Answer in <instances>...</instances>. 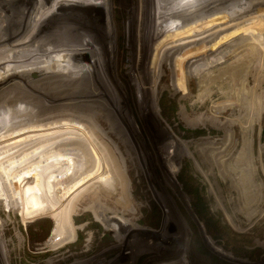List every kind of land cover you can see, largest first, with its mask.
I'll use <instances>...</instances> for the list:
<instances>
[{
	"label": "rangeland",
	"instance_id": "374dc122",
	"mask_svg": "<svg viewBox=\"0 0 264 264\" xmlns=\"http://www.w3.org/2000/svg\"><path fill=\"white\" fill-rule=\"evenodd\" d=\"M12 1L18 32L0 33V264H264V110L249 122L246 104L256 93L264 107V46L181 78L261 33L264 0ZM193 46L206 52L178 62ZM246 59L243 102L228 75L200 98L209 76ZM51 65L67 75L33 81ZM74 136L90 170L69 164ZM239 171L253 176L251 206ZM53 209L74 230L54 247Z\"/></svg>",
	"mask_w": 264,
	"mask_h": 264
},
{
	"label": "bare ground",
	"instance_id": "6f19581e",
	"mask_svg": "<svg viewBox=\"0 0 264 264\" xmlns=\"http://www.w3.org/2000/svg\"><path fill=\"white\" fill-rule=\"evenodd\" d=\"M195 1H197V0H195ZM162 4V3H161ZM0 7H4V8H6V15H7V18H8V20L6 19V17H5V12H4V9L2 8V9H0V19H1V17H2V11H3V13H4V18H2V20H0V33H2V31H4L3 33H5L6 32V30H4L5 28L4 27H6L7 29H8V33L9 34H13V33H17L18 32V27H19V24H18V6H17V4H14V2L12 1V0H0ZM158 8V7H157ZM217 8V7H216ZM156 9V8H155ZM158 10H160V8H158ZM164 13V12H163ZM207 14V13H206ZM159 16L160 17V12H157V10H155L154 11V18H157L156 16ZM194 15V14H193ZM209 16V15H208ZM158 17V18H159ZM192 17V16H191ZM183 18V17H182ZM186 18V17H185ZM190 18V17H189ZM6 19V20H5ZM159 19H161V18H159ZM205 19V18H204ZM222 19V18H221ZM163 20H164V18H163ZM178 20V19H177ZM190 20V19H189ZM216 21L218 20V19H215ZM225 20V19H224ZM155 21H156V19H155ZM180 21V20H179ZM183 21V20H182ZM234 21V20H233ZM232 21V22H233ZM157 22V21H156ZM165 22V21H164ZM187 22H188V20H187ZM226 22V21H225ZM167 23V22H166ZM165 23V24H166ZM218 23V22H217ZM223 23V22H222ZM235 23V22H234ZM161 24H163V23H161ZM160 24V22L158 21V23H157V25H156V28L158 27V25H161ZM173 24V23H172ZM197 24V23H196ZM229 24H231V23H229ZM191 25V24H190ZM162 26V25H161ZM161 26H159V27H161ZM195 26V25H194ZM221 26V25H220ZM159 27H158V30H159ZM213 27V26H212ZM217 27V26H216ZM3 28V29H2ZM162 29V28H161ZM214 29V28H213ZM218 29V28H217ZM154 30V29H153ZM158 30H157V32H158ZM212 30V29H211ZM224 30V29H223ZM209 31V30H208ZM222 31V30H221ZM154 32H155V30H154ZM212 32V31H211ZM261 32V31H260ZM212 35V34H211ZM206 36V35H205ZM205 36H203V37H205ZM208 36V35H207ZM206 36V37H207ZM155 37V36H154ZM198 40V39H197ZM196 40V41H197ZM2 41V40H1ZM195 41V40H194ZM3 42V41H2ZM190 43H192V42H190ZM201 43V42H200ZM198 44V43H197ZM202 44V43H201ZM207 44V43H206ZM1 45V44H0ZM161 45H163V44H161ZM246 45H250V47L249 48H252V50H254L255 52H256V50H257V47H261V46H264V30L261 32V33H259L258 35H255L254 37H251L249 40H246V41H244L243 43H241L240 45H236V44H233V45H229V46H226L225 48H223V49H221L220 51H217L216 53H213L212 55H210L209 57L208 56H206V57H204L203 59H198L197 61H192V63L188 66L187 64V67H182L183 69H184V71L182 72L181 70V78L182 77H185L187 74L188 75H196V74H200L201 72H205V71H207V70H209V69H211V68H213V67H215L216 65H218V64H220L219 62L220 61H222L221 63H223V62H225L226 60H228V58H230V56H232L233 54L235 55V53L239 50V48H241V47H243V46H246ZM1 47V46H0ZM2 47H4V46H2ZM201 47V46H200ZM6 48V47H5ZM193 48H195V46H193V47H189L188 49H185L184 51H183V49H182V52H181V54L180 55H178L177 57V59H179V57H183L184 55H188V54H190V53H193V54H198V53H201V52H206V51H200V52H198V49H201V48H203V47H201V48H197V50L195 49H193ZM245 48V47H244ZM4 49V48H3ZM2 48H0V55H2V50H3ZM192 49V50H191ZM189 51V52H186V51ZM203 50H205V49H203ZM258 51V50H257ZM202 55V54H201ZM233 55V56H234ZM255 55V54H254ZM189 56V55H188ZM187 56V57H188ZM198 56V55H197ZM185 57V56H184ZM184 57L182 58V59H179V60H177L178 62H182V60H184ZM186 57V58H187ZM195 57V56H194ZM176 59V58H175ZM252 60V59H251ZM254 60V59H253ZM189 62V61H188ZM247 59L246 60H244V61H242V62H239L238 64H236V65H233V66H231V67H229V68H226V69H223V70H220L217 74H215V75H211V76H209V78L206 80V88L204 89V91L202 92V93H200V98H202V100H204L205 99V96H206V94H207V92L209 93V92H211V89H210V86L212 85V84H216L217 82H220V81H223L224 79H225V77L228 75L229 76V78H230V80L232 81V83L234 84V82L235 83H237V84H235V85H238L239 84V82H240V80L242 79L241 77H243L242 75H243V73H244V71H245V67L247 66ZM108 64V63H107ZM76 65V64H75ZM94 65V66H93ZM96 63L95 64H91V63H89V64H84V65H81V66H85V67H88V66H91V67H96ZM101 65V63H99V66ZM113 65V64H112ZM72 66V68H74L73 67V65H71ZM78 66H80V65H78ZM102 66V65H101ZM109 66H111V65H109ZM185 66V65H184ZM2 67V66H1ZM19 67V66H18ZM35 67H37V66H35ZM33 68V67H32ZM44 68V67H43ZM68 68V67H67ZM80 68V67H79ZM97 68V67H96ZM102 68V67H101ZM181 68V69H182ZM186 68V69H185ZM3 69V68H2ZM26 69H28V68H26ZM31 69V68H30ZM29 69V70H30ZM84 69V68H83ZM93 69V68H92ZM21 70V69H20ZM23 70V69H22ZM32 70V69H31ZM34 70V69H33ZM35 70H36V68H35ZM79 70V69H78ZM95 70V69H94ZM3 71V70H2ZM19 71V70H18ZM39 71H41V72H39V74H38V76L36 77L37 79H34L33 81L34 82H36V81H43V79H49L50 77H52L53 79H55V77L54 76H57L59 79H60V77L59 76H62V77H64V75L66 76L67 74V69H65L64 67H63V65H51V66H49L48 68H45V69H43V70H39ZM70 71H72V69L70 70ZM5 72H7V71H5ZM38 73V72H37ZM77 73H78V71H77ZM101 73V72H100ZM134 73V72H133ZM159 77V76H158ZM58 78H57V80H58ZM103 78V77H102ZM51 79V78H50ZM49 79V80H50ZM62 79V78H61ZM70 79V78H69ZM104 79V78H103ZM106 79V78H105ZM206 79V78H205ZM64 80H66V78L64 79ZM64 80H63V82H64ZM83 80V79H82ZM109 80V79H108ZM243 80H244V78H243ZM47 81V80H46ZM52 81V80H51ZM55 81V80H54ZM60 81V80H59ZM73 81V80H72ZM242 81V80H241ZM33 82V83H34ZM44 82H45V80H44ZM47 82H49V81H47ZM57 82V81H56ZM244 82V81H243ZM3 83V82H2ZM27 83V82H26ZM50 83V82H49ZM67 84V83H66ZM70 84V83H69ZM105 84V83H104ZM181 84H182V82H181ZM3 85H4V83H3ZM27 85V84H26ZM29 85V84H28ZM244 85L245 84H243V83H240V85H238V88H235V92H234V94L235 95H237L236 96V98L238 99V101H241V102H243V96H242V94H243V92H242V90H244L245 88H244ZM62 86H63V83H62ZM221 86V85H220ZM6 87V86H5ZM60 87V86H59ZM64 87H66V86H64ZM68 87V86H67ZM115 87V86H114ZM235 87V86H234ZM246 87V86H245ZM64 89H68V88H64ZM76 89V88H75ZM202 89V88H201ZM55 90V89H54ZM101 90V89H100ZM203 90V89H202ZM113 91H114V89H113ZM41 92V91H40ZM115 92V91H114ZM222 93H224V91H222ZM35 94V93H34ZM251 94V93H250ZM96 96V95H95ZM250 96V98H248L247 99V101H246V104H248L247 106H248V108L250 109V110H252L253 111V115L252 116H250V121L249 122H251V121H253V116H254V113H256V112H260L261 110H264V107H263V105H261V106H259V103L258 102H260V99H258L257 97H256V93H252L251 95H249ZM27 97V96H26ZM61 97V96H60ZM89 98V97H88ZM96 98V97H95ZM247 98V97H246ZM246 100V99H245ZM208 101V100H207ZM235 102V101H234ZM222 103V102H221ZM231 103V102H230ZM232 104L233 103H231V107H232ZM216 105V104H215ZM222 105H224V103L222 104ZM228 106V105H227ZM230 106V105H229ZM153 109L152 110H155V111H157V108H156V106H155V104H153ZM222 107V108H221ZM221 107H219L218 106V110H221V109H223V106H221ZM249 112V111H248ZM251 112V111H250ZM200 113V112H199ZM250 114V113H249ZM249 114H247V115H249ZM260 114V113H259ZM203 118V117H202ZM200 119V118H199ZM203 122V121H202ZM196 123H199V120H197L196 122H189V125H192V126H195V125H197ZM201 123V122H200ZM205 123V122H204ZM247 125V124H246ZM66 127V126H65ZM23 129V128H22ZM65 129V128H64ZM63 130V129H62ZM226 131V130H225ZM41 134V133H40ZM64 135V134H63ZM77 135V134H76ZM81 135V134H80ZM79 137V136H78ZM58 138V137H57ZM73 138H75V141H72L73 143H71V144H69V145H71L72 147L70 148V147H64V148H62L63 150H69V153H68V159L71 157L72 159L71 160H73V161H69V164L72 162L73 164L75 163V160H76V162L78 163V161H77V158H81L83 161L81 162V163H78L76 166L78 167V170H83V169H86V166H88V164H93V160H92V157H89L87 154V152L88 151H85V150H83V149H81V146H79V145H81V144H79V142H78V140H76L77 138L74 136ZM12 139V138H11ZM71 139V138H70ZM89 139V138H88ZM68 140V139H67ZM63 141V140H62ZM71 141V140H70ZM80 141V140H79ZM81 142V141H80ZM66 143H67V141H66ZM70 143V142H69ZM86 143H88L89 145H90V143H89V141H87ZM68 144V143H67ZM68 146V145H67ZM42 147V146H41ZM71 151V152H70ZM91 151V150H90ZM227 151V150H226ZM58 152V151H57ZM86 152V153H85ZM229 152H230V150H229ZM66 153V152H65ZM66 153V154H67ZM70 154V155H69ZM90 155V154H89ZM251 156V155H250ZM80 158H79V160H80ZM248 158V157H247ZM227 159V158H226ZM243 157L241 156V157H239L238 158V160L236 161V166H238L239 165V163L240 162H243ZM245 161V160H244ZM248 161V160H247ZM246 162V161H245ZM71 163V165H73ZM243 164V163H242ZM262 165V164H261ZM67 166V165H66ZM65 166V172H66V170H67V168L68 167H66ZM74 166V165H73ZM84 166H85V168H84ZM219 166V165H218ZM242 166V165H241ZM77 167H76V169H77ZM89 167V166H88ZM91 167V166H90ZM90 167H89V169L88 170H90ZM226 168V167H225ZM235 168V167H234ZM238 168V167H237ZM250 168V167H249ZM69 169V168H68ZM248 169V168H247ZM246 169V170H247ZM62 170V169H61ZM174 170V169H173ZM176 170V169H175ZM174 170V171H175ZM220 170V169H219ZM222 170V169H221ZM241 170V169H240ZM71 171V170H70ZM85 171H87V170H85ZM84 171V172H85ZM224 171V170H223ZM249 171V170H248ZM82 172V171H81ZM92 172V171H91ZM228 172V171H227ZM240 172V171H239ZM70 173V172H69ZM68 172H66V174H65V177H63L64 178V180L65 181H74L75 183H78V184H80L81 183V181L80 180H76V176L75 177H73V175H70ZM73 173V172H72ZM224 173V172H223ZM222 173V174H223ZM91 174V173H90ZM240 178H239V180H238V187L237 188H239V191H240V195H242L241 197L243 198V200H244V202H245V204H247V205H250L251 206V204H252V202L254 201L255 202V200H254V198L256 197V195H255V190H254V192L252 191H250V187L252 186V183H253V176L251 175V174H249L247 171H244V172H240ZM77 175H79V174H77ZM226 175V174H225ZM61 176H63V175H61ZM55 177V176H54ZM85 177V176H84ZM81 178V177H80ZM67 179V180H66ZM59 181V180H58ZM64 181V182H65ZM236 181V180H235ZM85 182V181H84ZM87 183V182H86ZM55 184H57V182L55 183ZM91 184V183H90ZM237 184V183H236ZM58 186V185H57ZM56 186V187H57ZM84 186H88V185H85L84 184ZM57 191H58V188L56 189ZM62 190V189H61ZM60 190V191H61ZM54 191H55V189H54ZM258 191V190H257ZM62 192L63 193H65V187H63V190H62ZM55 193H56V191H55ZM59 193V192H58ZM62 193V194H63ZM57 194V193H56ZM57 196V195H56ZM52 197V196H51ZM244 205V204H243ZM240 206V205H239ZM254 209V208H253ZM48 209H46V211H47ZM49 211V210H48ZM53 211L54 212H52V213H54L53 215H54V219H55V223H56V225H55V229L53 230V233H52V236H51V238H50V242H51V245L53 246L54 244L55 245H60V244H64V243H66L67 241H69V240H72V238L74 237V230H73V226H72V223H71V221H70V217L64 212H57L56 213V211L53 209ZM63 211V210H62ZM44 212V211H43ZM248 213V212H247ZM43 214V213H42ZM247 215V214H246ZM36 217V213L34 212L32 215H30V218H35ZM233 223V222H232ZM184 227V226H183ZM248 227V226H247ZM245 228V227H244ZM184 229V228H183ZM240 229V228H239ZM186 234V233H185ZM182 240V239H181ZM180 241V240H179ZM49 242V243H50ZM189 242V241H188ZM187 243V242H186ZM185 245V244H184ZM54 247V246H53ZM184 247V246H183Z\"/></svg>",
	"mask_w": 264,
	"mask_h": 264
},
{
	"label": "trees",
	"instance_id": "16d2710c",
	"mask_svg": "<svg viewBox=\"0 0 264 264\" xmlns=\"http://www.w3.org/2000/svg\"><path fill=\"white\" fill-rule=\"evenodd\" d=\"M164 114H166L165 112H164ZM40 220H41V218H40ZM34 221V223H32V224H30L29 226H28V234H29V237H31L32 239L31 240H41L43 237H45L44 235L43 236H40V237H38V234H39V232L38 231H36L35 230V227H36V225H38L39 224V226H43V224L42 223H40V222H42V221H44V220H41V221ZM47 221H49L50 222V220H47ZM51 224V223H50ZM50 227H51V225H49V227H48V230H50ZM49 232V231H48Z\"/></svg>",
	"mask_w": 264,
	"mask_h": 264
}]
</instances>
